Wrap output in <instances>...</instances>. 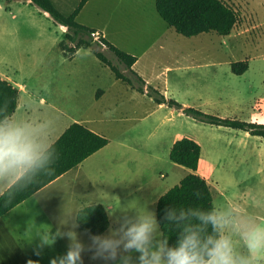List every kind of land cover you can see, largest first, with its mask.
<instances>
[{
  "label": "rangeland",
  "instance_id": "obj_1",
  "mask_svg": "<svg viewBox=\"0 0 264 264\" xmlns=\"http://www.w3.org/2000/svg\"><path fill=\"white\" fill-rule=\"evenodd\" d=\"M51 1L65 15L79 2ZM223 1L239 16L230 33L189 37L166 24L155 0L83 5L76 21L137 58L133 69L149 86L147 93L116 80L90 49L66 56L58 44L64 30L35 4L0 0V74L33 94L27 113L40 146L72 119L108 139L0 218V264H69L70 251H78L72 264H149L161 244L155 200L189 172L208 179L216 214L230 221L220 235L238 255H249L240 224L264 218V138L155 100L163 96L212 116L264 123V0ZM242 60L248 68L235 74L231 63ZM184 136L201 148L195 171L168 157L172 143ZM94 203L107 208L110 221L98 236L75 221L80 207ZM149 216L141 250L129 244V229ZM105 240L110 246L104 247Z\"/></svg>",
  "mask_w": 264,
  "mask_h": 264
},
{
  "label": "trees",
  "instance_id": "obj_2",
  "mask_svg": "<svg viewBox=\"0 0 264 264\" xmlns=\"http://www.w3.org/2000/svg\"><path fill=\"white\" fill-rule=\"evenodd\" d=\"M35 4L65 31L59 41L63 53L71 57L79 48H88L97 59L108 66L115 78L127 82L139 90L149 93V86L133 69L136 57L109 42L97 30L80 24L76 16L87 0H79L68 14H62L51 0H26ZM159 16L177 33L193 36L202 32L215 31L228 35L237 24V11L223 0H155ZM110 51L117 64L108 58L101 48ZM119 64L123 69L119 68ZM248 68L246 60L231 63V71L240 74ZM124 69L126 71H124ZM153 92H156L152 89ZM19 90L10 81L0 76V123H4L17 107ZM158 103L175 105L195 118L214 125L240 129L251 135L264 138V123L247 122L238 119L220 118L205 114L192 107H182L172 99L155 97ZM108 143V139L79 122H72L40 155L0 194V218L10 209L33 195L36 191L77 166L88 156ZM200 145L189 137L176 139L168 157L177 165L196 170L200 157ZM216 214L209 184L196 173H187L178 184L161 194L156 202V221L161 232V244L167 248L176 247L187 235L193 234L203 241L215 237L211 221L202 219ZM78 227L87 234L101 235L109 226L106 208L101 203L80 207L75 216ZM220 235V233H219ZM167 259L166 255H164Z\"/></svg>",
  "mask_w": 264,
  "mask_h": 264
},
{
  "label": "clouds",
  "instance_id": "obj_3",
  "mask_svg": "<svg viewBox=\"0 0 264 264\" xmlns=\"http://www.w3.org/2000/svg\"><path fill=\"white\" fill-rule=\"evenodd\" d=\"M40 144L35 137V130L11 122L0 123V174L16 167L30 165L39 155ZM202 219L211 221L215 237L209 236L203 241L190 234L180 240L176 247L167 248L159 244L152 253L149 264H258L264 259V223L243 221L240 224L241 234L249 255H238L229 238L219 233L230 223L224 214H210ZM152 226V218L146 217L143 222L129 229L132 239L129 244H136L142 250L146 233ZM50 242V241H49ZM108 247L111 241L102 242ZM78 251H70L68 262L76 258ZM166 255L167 259L162 258ZM143 260V257H141ZM52 264H56L53 260Z\"/></svg>",
  "mask_w": 264,
  "mask_h": 264
},
{
  "label": "crops",
  "instance_id": "obj_4",
  "mask_svg": "<svg viewBox=\"0 0 264 264\" xmlns=\"http://www.w3.org/2000/svg\"><path fill=\"white\" fill-rule=\"evenodd\" d=\"M88 1V0H87ZM86 1V2H87ZM46 14H48L47 12H45ZM61 27H62V29L65 31V26H62V25H60ZM63 31V32H64ZM63 32H62V34H63ZM104 48H105V46H103ZM80 49H88V48H79L70 58H73L77 53H78V51L80 50ZM88 51H90V50H88ZM91 53V52H90ZM93 54V53H92ZM86 55H88V54H86ZM94 55V54H93ZM95 56V55H94ZM96 57V56H95ZM96 59H97V57H96ZM98 60V59H97ZM136 60H137V58H136ZM99 61V60H98ZM136 62V61H135ZM135 62L133 63V65H132V69H133V66H134V64H135ZM101 63V62H100ZM101 64H103V63H101ZM104 65V64H103ZM105 67H108V66H106V65H104ZM109 68V67H108ZM134 70V69H133ZM124 71H126L125 69H124ZM135 71V70H134ZM136 72V71H135ZM138 74V73H137ZM0 76L2 77V78H4V79H7L8 81H9V79L7 78V77H3V75L2 74H0ZM114 78H115V76H114ZM116 80H120V79H117V78H115ZM22 85H24V87L25 88H23V89H21V87H19L18 86V90H19V93H18V99H17V107H16V109H15V111H14V113L11 115V117L9 118V120H7L6 122H11V123H14V124H17V125H21V126H27V127H29V128H31V129H34L35 130V137H36V140L38 139V136H37V131H36V125H35V123L33 122V120H31L29 117H28V113H27V104L30 102V100L33 98V94L32 93H30L29 91H28V89H27V87L25 86V84H22ZM102 93V91L100 90V89H98L97 91H96V94H95V99L96 98H98L99 97V95ZM40 101L42 102V103H45V99L44 98H40ZM24 107V109H23V111H24V113H22L21 115L19 114V107ZM72 122H77V121H73V119L71 120ZM38 122H40V119H38ZM72 122H67L63 127H61V129L58 131V132H56V134L54 135V137L53 138H51L50 140H48L46 143H45V145H43L42 147H41V149L40 150H38L39 151V155H40V153L44 150V149H46L63 131H64V129L69 125V124H71ZM82 124V123H81ZM85 126V125H84ZM87 127V126H86ZM88 128V127H87ZM89 129H91V128H89ZM92 131H94V132H96L97 133V131H95L94 129H91ZM245 133L246 134H248V132H246L245 131ZM99 134V133H98ZM101 135V134H100ZM103 136V135H102ZM104 147V146H103ZM102 147V148H103ZM102 148H100V149H102ZM99 149V150H100ZM99 150H97L96 152H98ZM201 151V150H200ZM96 152H94V153H96ZM93 153V154H94ZM93 154H91V155H93ZM38 155V156H39ZM90 155V156H91ZM37 156V157H38ZM89 157V156H88ZM87 157V158H88ZM86 158V159H87ZM85 160V159H84ZM29 165H26V166H22V167H16V168H13V169H10V170H8L7 172H4L3 174H0V194L12 183V182H14V180H16L21 174H22V172L28 167ZM69 171V170H68ZM66 173V172H65ZM64 173V174H65ZM64 174H62V175H64ZM61 175V176H62ZM61 176H59V177H61ZM202 176V175H201ZM59 177H57L56 179H58ZM202 177H204L205 179H206V181L208 182V179L205 177V176H202ZM56 179H54L53 181H55ZM53 181H51V182H53ZM50 182V183H51ZM50 183H48V184H50ZM47 184V185H48ZM208 184H209V182H208ZM47 185H45L44 187H46ZM44 187H42L41 189H43ZM41 189H39L38 191H40ZM38 191H36V192H38ZM35 192V193H36ZM157 199H158V197L156 198V200H155V204H156V202H157ZM23 202V201H22ZM21 202V203H22ZM19 205V204H18ZM17 206V205H16ZM15 206V207H16ZM104 206V205H103ZM105 207V206H104ZM14 208V207H13ZM12 208V209H13ZM106 208V207H105ZM11 210V209H10ZM9 210V211H10ZM106 210H107V208H106ZM8 212V211H7ZM6 212V213H7ZM5 213V214H6ZM108 213V212H107ZM4 214V215H5ZM3 215V216H4ZM2 216V217H3ZM155 216H156V209H155ZM1 217V218H2ZM108 217H109V215H108ZM259 223H264V218H261L260 219V221H259ZM77 224V223H76ZM109 224H110V221H109ZM78 226V225H77ZM109 227V226H108ZM107 230V229H106Z\"/></svg>",
  "mask_w": 264,
  "mask_h": 264
}]
</instances>
